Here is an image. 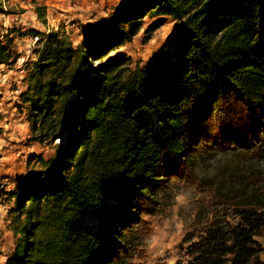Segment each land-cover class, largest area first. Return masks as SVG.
Here are the masks:
<instances>
[{
    "label": "trees",
    "instance_id": "obj_1",
    "mask_svg": "<svg viewBox=\"0 0 264 264\" xmlns=\"http://www.w3.org/2000/svg\"><path fill=\"white\" fill-rule=\"evenodd\" d=\"M161 16L182 32L150 67L106 59L145 17ZM113 25L75 45L58 31L27 32L39 36L21 94L27 122L36 138L59 143L8 194L15 246L5 264H129L139 203L188 161L204 122L232 111V100L264 109V0H121ZM13 31L0 39V67L16 62ZM262 143L252 144L259 156ZM241 199L189 236L187 259L175 264H263L255 237L264 236V194Z\"/></svg>",
    "mask_w": 264,
    "mask_h": 264
},
{
    "label": "rangeland",
    "instance_id": "obj_2",
    "mask_svg": "<svg viewBox=\"0 0 264 264\" xmlns=\"http://www.w3.org/2000/svg\"><path fill=\"white\" fill-rule=\"evenodd\" d=\"M120 1L0 0V39L7 30H14L9 37L17 55L14 64L0 67V264H5L15 246L9 214L14 201L8 194L28 174L42 169L39 160H48L59 143V138H36L27 122L29 106L21 94L39 39L27 32L58 31L75 45L116 30L113 20ZM180 32L182 23L170 17H145L137 35L106 59L124 57L132 69H147L165 41ZM230 104L232 111L221 109L204 122L203 130L195 137L197 149L190 152L186 163L169 168L155 198L139 203V219L131 231L135 240L127 255L129 264L185 261L189 236L202 234L214 216L242 200L243 191L247 196L252 191L263 196L264 145L259 156L252 144L264 143V109H242L241 103L234 100ZM236 139L242 145L246 142L243 148L232 142ZM228 220L233 221L231 216ZM255 239L264 248V236ZM259 258L264 264V252Z\"/></svg>",
    "mask_w": 264,
    "mask_h": 264
},
{
    "label": "built area",
    "instance_id": "obj_3",
    "mask_svg": "<svg viewBox=\"0 0 264 264\" xmlns=\"http://www.w3.org/2000/svg\"><path fill=\"white\" fill-rule=\"evenodd\" d=\"M35 41V40H34Z\"/></svg>",
    "mask_w": 264,
    "mask_h": 264
}]
</instances>
